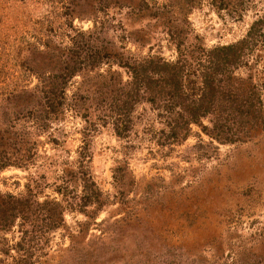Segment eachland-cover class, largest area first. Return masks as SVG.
<instances>
[{
  "label": "rangeland",
  "instance_id": "1",
  "mask_svg": "<svg viewBox=\"0 0 264 264\" xmlns=\"http://www.w3.org/2000/svg\"><path fill=\"white\" fill-rule=\"evenodd\" d=\"M223 1L0 0V264H264V0ZM238 42L212 84L257 90L251 124L134 94L131 67L182 87Z\"/></svg>",
  "mask_w": 264,
  "mask_h": 264
},
{
  "label": "trees",
  "instance_id": "2",
  "mask_svg": "<svg viewBox=\"0 0 264 264\" xmlns=\"http://www.w3.org/2000/svg\"><path fill=\"white\" fill-rule=\"evenodd\" d=\"M213 4L215 6L214 9L218 11L224 9L226 3L223 0H213ZM239 43L240 42L226 46L212 47L210 49H204L203 46L199 45L198 48L202 52L203 59L207 63V66L200 67L202 81L198 83L195 80H189L185 85H182V87L180 84L178 85V80H180L178 74L181 71H179L178 74L176 73L177 69L180 68L176 65L178 61L173 64L163 62L159 63V66H157L155 64L156 59H150L148 61L149 69L147 70L145 68L136 69L131 67L130 71L134 94L138 95L137 93H140V91L141 93L144 92V94L147 93L146 101L150 104H154L156 100L158 101V99H156L158 96H156L153 89L156 86L163 89L162 87H164V85L170 87L169 95H173L174 99L173 102L169 104L168 109L172 111L176 108L178 112H175H177L179 118L182 119V124L185 126L189 124L201 126L202 119L207 116L210 117L213 113L214 106L219 108V113L222 111L221 116L225 114L227 118L232 121L238 120L241 122L238 124H251V119L247 117L258 115L261 108L257 106L255 109H252V104H249V108L245 107L243 106V99L250 97L251 99L255 98V103L260 105L257 98V90H253L251 84H248L244 88L240 80L230 81L229 78H227L224 83L226 88L221 89L219 86L215 87L212 84L213 76L215 74L219 75L223 71L226 72V65L238 58L236 49L240 47ZM175 46L177 48L178 43H176ZM152 72L157 74L156 76H158V79H154ZM187 73L190 75V71ZM188 75L186 77H188ZM230 82L236 83L232 84ZM126 102H128V100H123L121 105L127 106ZM216 118L218 120L219 115H217ZM216 123L217 122H214L212 124L211 122V128L207 127V135L210 136L211 139L213 138L221 143L233 142L234 138H232V135L223 132L225 128H228L227 124L219 122L216 126ZM176 124L177 123L174 124L172 129L177 127ZM251 127V125L248 126L247 133ZM201 129L205 130L206 128L205 126H201ZM251 129H253V127ZM174 134L175 133H173V135Z\"/></svg>",
  "mask_w": 264,
  "mask_h": 264
}]
</instances>
